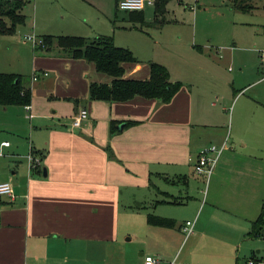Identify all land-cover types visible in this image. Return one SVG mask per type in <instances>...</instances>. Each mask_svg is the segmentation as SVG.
I'll return each instance as SVG.
<instances>
[{
	"label": "crops",
	"instance_id": "obj_1",
	"mask_svg": "<svg viewBox=\"0 0 264 264\" xmlns=\"http://www.w3.org/2000/svg\"><path fill=\"white\" fill-rule=\"evenodd\" d=\"M120 29L126 34L113 33L115 45L138 60L124 63V78L148 79V63L157 62L180 88L168 102L139 95L92 100L90 82L110 77L57 48L33 47L30 80H21L30 107L0 105V182L14 192L0 195V264H143L146 253L154 264L259 258L264 238L247 233L264 201V87L253 96L250 85L234 87L225 131L229 81L221 46L167 41L163 28L154 30L153 45L142 28ZM80 108L88 118L73 127ZM224 143L204 180L193 168L196 154ZM29 154L39 159L32 169ZM149 214L174 224H152ZM187 219L190 232L183 229Z\"/></svg>",
	"mask_w": 264,
	"mask_h": 264
},
{
	"label": "rangeland",
	"instance_id": "obj_2",
	"mask_svg": "<svg viewBox=\"0 0 264 264\" xmlns=\"http://www.w3.org/2000/svg\"><path fill=\"white\" fill-rule=\"evenodd\" d=\"M148 1L145 0L142 10L145 24L140 25L130 22L129 12L119 10L115 0H31L22 11L24 23L14 34L0 37V69L16 71L21 73L22 80H30L34 43L24 39L25 35L34 36L36 41L41 40L42 35L112 36L113 33L126 34L120 27L128 23L147 32L149 42L154 45L155 32H158L154 30L163 28L162 35L167 41L180 38L179 42L189 46L206 43L213 45L212 49L215 45L221 46V72L229 81L224 86L228 96L225 131H230L235 103L231 99L233 89L250 85L246 88L249 89L247 94L253 96L264 87V82L256 81L264 76V0H245L246 5L254 6L245 12L235 9L231 0H182L181 4L170 0L164 22L157 26L151 24L153 3ZM234 76L237 79L232 84ZM232 129L235 131V122ZM260 136L264 141V130Z\"/></svg>",
	"mask_w": 264,
	"mask_h": 264
},
{
	"label": "trees",
	"instance_id": "obj_3",
	"mask_svg": "<svg viewBox=\"0 0 264 264\" xmlns=\"http://www.w3.org/2000/svg\"><path fill=\"white\" fill-rule=\"evenodd\" d=\"M30 1L0 0V37L14 34L17 27L24 23L25 15L22 11ZM169 1L153 0L152 25L157 26L164 22L166 5ZM178 2L182 3V0H178ZM231 3L235 9L244 12L254 8L252 4L251 6L246 5L245 0H231ZM128 12L130 22L145 24L141 10ZM139 28L141 29V27ZM34 47L44 51L57 48L64 56L83 59L93 64L98 73L110 77L109 83L90 82L89 97L92 100L125 101L139 95L144 98H158L162 102H168L181 86L178 81H170L167 68L157 62L148 63L150 71L148 79L124 78V63L137 62L138 60L128 48L115 45L112 36L98 35L90 38L74 35H42L41 44ZM21 80V74L0 72V105L30 104V88L23 87ZM129 123L131 122H126V124ZM147 219L152 224L167 226L174 224L172 218L156 214H149ZM247 234L264 238V201L260 214L252 221Z\"/></svg>",
	"mask_w": 264,
	"mask_h": 264
},
{
	"label": "built area",
	"instance_id": "obj_4",
	"mask_svg": "<svg viewBox=\"0 0 264 264\" xmlns=\"http://www.w3.org/2000/svg\"><path fill=\"white\" fill-rule=\"evenodd\" d=\"M145 0H119L117 1V8L122 11H138L143 9ZM148 2L153 3V0H149ZM26 40H32L35 45L41 44V40L36 41L35 37L32 35L23 36ZM264 65V62H263ZM46 74V73H45ZM32 78L34 80L37 79V74L34 73ZM29 105H26V108H29ZM88 111L86 108H80L76 114H74L71 118V125L73 127H81L82 123L87 120ZM9 143L7 141L1 142V146H7ZM225 148V143L221 146H216L214 144L203 147L196 154V157L193 161L194 170L201 174L206 180L209 174L212 171V168L216 162L221 151ZM2 152L0 151V155ZM29 166L30 169L39 165V159L34 158L31 154L28 155ZM0 195H6L10 198L14 197L13 187L9 181H1L0 182ZM193 221L190 219L185 220L183 229L186 232L192 231ZM157 261V258L150 253H146L143 255V264H154ZM248 264H260L264 263V251L263 254L259 257H251L247 260Z\"/></svg>",
	"mask_w": 264,
	"mask_h": 264
}]
</instances>
